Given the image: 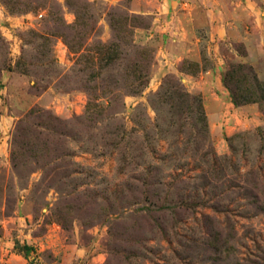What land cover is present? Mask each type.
<instances>
[{"label":"rangeland","instance_id":"rangeland-1","mask_svg":"<svg viewBox=\"0 0 264 264\" xmlns=\"http://www.w3.org/2000/svg\"><path fill=\"white\" fill-rule=\"evenodd\" d=\"M256 15L245 0H0V264H264ZM214 53L236 128L212 125L184 77Z\"/></svg>","mask_w":264,"mask_h":264},{"label":"crops","instance_id":"crops-1","mask_svg":"<svg viewBox=\"0 0 264 264\" xmlns=\"http://www.w3.org/2000/svg\"><path fill=\"white\" fill-rule=\"evenodd\" d=\"M262 4H264V0H245V5L248 11H250L254 17L257 16V10H264V8L260 6ZM215 35L217 36V34L211 30L210 36L214 39ZM186 54L188 53L181 50L178 55L174 53L172 58H183ZM175 59H173V61H168V69L175 70L173 69L175 66L174 64L176 63ZM212 61V66L209 68L200 70L196 75L192 73H184V77H186L190 88L194 92H202L204 94L205 108L212 125L216 126L218 123L227 120L229 129L236 128V124H238L237 122L246 120L242 117L245 108L236 107L232 102L229 93L222 82L220 58L217 57L215 53L212 56Z\"/></svg>","mask_w":264,"mask_h":264}]
</instances>
